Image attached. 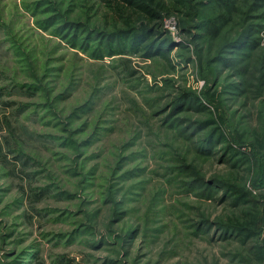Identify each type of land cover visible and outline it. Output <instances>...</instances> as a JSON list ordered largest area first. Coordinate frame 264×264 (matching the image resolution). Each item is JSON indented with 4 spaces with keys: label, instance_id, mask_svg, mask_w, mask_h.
Instances as JSON below:
<instances>
[{
    "label": "rangeland",
    "instance_id": "rangeland-1",
    "mask_svg": "<svg viewBox=\"0 0 264 264\" xmlns=\"http://www.w3.org/2000/svg\"><path fill=\"white\" fill-rule=\"evenodd\" d=\"M36 1L0 0V264H264V229L242 243L218 223L264 213V156L250 155L264 135V1L237 0L214 36L200 27L218 1L190 0L188 30L165 21L168 60L109 56L90 33L56 32L99 26L83 0Z\"/></svg>",
    "mask_w": 264,
    "mask_h": 264
},
{
    "label": "trees",
    "instance_id": "trees-1",
    "mask_svg": "<svg viewBox=\"0 0 264 264\" xmlns=\"http://www.w3.org/2000/svg\"><path fill=\"white\" fill-rule=\"evenodd\" d=\"M216 1H218L219 7L222 8V11H220L219 15L213 20L211 26L207 24L200 27L206 29L208 34L211 33L214 36L218 35L225 22L229 20L228 18L237 11L235 8L237 0ZM262 1L264 0H256L255 5H258L259 3L261 5ZM25 3L29 7L30 2ZM48 3L49 2H46V0H43V2L36 1L33 3V6L36 9L37 6L45 5V10H50L47 7ZM80 7L84 12H94L100 20L98 21L99 26L95 25L93 27L94 29H92V27L91 29H86L82 27L83 24L81 23L64 21L60 24V27L56 29V32L66 33L72 28L74 29L72 31L80 29L81 32L84 31V33H90L93 35L92 37H96L98 40L102 39L107 42L108 49H110L108 52L109 56L118 54H140L144 60L153 59L156 56H160L168 60V54L171 51V48L168 49L167 47L168 50H166V46L171 45L170 43L172 42H170L171 39L169 36L163 32L165 31L164 24L166 19L175 17L178 20L180 28L188 30L190 22L196 15H198V7H196L195 4H192L190 0H83L80 3ZM40 22L46 25H56V23L60 22V20L58 19V16H52L51 18H44ZM72 34L73 33H71V35ZM72 38L76 40V36H72ZM239 38L240 37H238V39ZM70 42L74 44L73 40H70ZM234 42L235 41L229 44L232 45ZM81 47L85 48L83 45ZM183 47L187 46L183 44ZM224 52L225 50L223 52L220 51L217 55V59H222ZM93 53L94 56L100 55L99 49L93 51ZM211 65L212 61H209L208 63H204V65L202 64L201 68L204 70L208 69L210 71ZM202 75L207 76L206 74ZM29 87L32 88L33 85H30ZM34 88H36V86H34ZM185 97L186 95L184 96V94H181L176 98L173 103V112L181 107ZM206 97L208 101L212 102L211 95L208 94ZM84 109H88L87 104L77 108L75 114L79 115V111L83 112ZM210 121L214 122V120H207L204 124L210 123ZM211 133L212 131L210 134ZM217 136L222 139L221 141H226L225 136L223 137L222 134L219 133ZM236 142L239 145H242L243 143L241 141ZM260 149L261 151H259ZM258 154H261L262 157L264 156V135L256 137V144L253 145L252 153H250L252 156H256ZM218 185L224 189L226 194L234 197V199L239 201V203H247L250 201V199H248L250 194L245 188H243L242 185L232 184L226 178L220 179ZM192 187H194V185H192ZM205 187L206 190H203V195L209 196L213 187ZM191 190H193V188H191ZM110 195H113V193L111 192ZM241 215H243V219L228 216L226 221L221 220L218 223L223 227L234 229L241 242L245 243L252 238L258 237L264 229V213H259L257 211L251 214H249V212L244 214L242 213ZM260 249L262 252L257 254L258 261H262L264 259V256L262 255L264 254V246H260L259 251ZM23 255L25 257L27 256V259L29 257L31 258V254H29V251L25 249L22 251V254L17 257V259L21 258Z\"/></svg>",
    "mask_w": 264,
    "mask_h": 264
}]
</instances>
